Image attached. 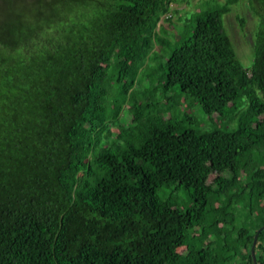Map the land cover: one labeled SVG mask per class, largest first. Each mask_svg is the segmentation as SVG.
<instances>
[{
    "label": "trees",
    "instance_id": "1",
    "mask_svg": "<svg viewBox=\"0 0 264 264\" xmlns=\"http://www.w3.org/2000/svg\"><path fill=\"white\" fill-rule=\"evenodd\" d=\"M173 1L71 0L48 26L6 5L0 264H254L264 0H249L250 67L224 24L240 0H203L175 46L156 32ZM192 101L221 123L181 107ZM255 252L264 264V229Z\"/></svg>",
    "mask_w": 264,
    "mask_h": 264
},
{
    "label": "rangeland",
    "instance_id": "2",
    "mask_svg": "<svg viewBox=\"0 0 264 264\" xmlns=\"http://www.w3.org/2000/svg\"><path fill=\"white\" fill-rule=\"evenodd\" d=\"M13 1L14 0H0V18L5 17L6 12L4 9L8 2L10 3ZM219 1L223 2L224 0ZM15 2L17 8L20 6L19 10L22 13L30 16L34 20L38 16H41L42 25L48 26L49 22L58 24L66 17L70 10L69 4L71 0H15ZM23 3L27 4L23 5ZM202 4L203 0H174L171 3L172 9L167 14L162 15L159 20L156 32L160 33L159 27L160 24H163L166 31H161L160 34L171 40L172 46H175L177 39L185 32V19L190 16L192 12L199 9ZM40 12L43 14L39 15ZM169 16H171V20H168L167 17ZM240 18L244 19V23L240 21ZM224 24L231 37L238 58L245 67H250L254 59V41L259 24V16L253 10L250 1L240 0L238 3L233 4L231 10L224 15ZM156 48L160 49V45H157ZM185 98L188 99V103H190V100H193V98L188 95H183L181 100L184 101ZM188 103L183 102L181 107L196 115V118L206 123L207 127H213L214 124L221 123L216 117L207 115L203 111V107L200 103L195 101H192L191 104ZM169 114L170 112H168V115ZM235 122V119H233L229 124L233 125ZM180 196H183V192H180ZM179 250L183 251L184 248L180 247Z\"/></svg>",
    "mask_w": 264,
    "mask_h": 264
},
{
    "label": "water",
    "instance_id": "3",
    "mask_svg": "<svg viewBox=\"0 0 264 264\" xmlns=\"http://www.w3.org/2000/svg\"><path fill=\"white\" fill-rule=\"evenodd\" d=\"M262 229H264V225H262L256 231L255 236H254V240H253V244H252V248H251L254 264H258V262H257V256H256V252H255V247H256V244H257V241H258L259 233L261 232Z\"/></svg>",
    "mask_w": 264,
    "mask_h": 264
}]
</instances>
